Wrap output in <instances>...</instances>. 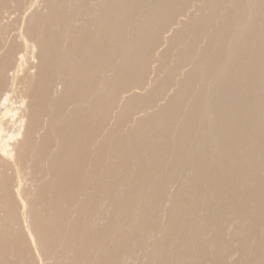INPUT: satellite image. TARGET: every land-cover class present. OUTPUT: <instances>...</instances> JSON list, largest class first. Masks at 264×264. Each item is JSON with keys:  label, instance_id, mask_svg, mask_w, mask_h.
I'll list each match as a JSON object with an SVG mask.
<instances>
[{"label": "bare ground", "instance_id": "6f19581e", "mask_svg": "<svg viewBox=\"0 0 264 264\" xmlns=\"http://www.w3.org/2000/svg\"><path fill=\"white\" fill-rule=\"evenodd\" d=\"M15 1L0 0V264H264V95H261L264 88V57L261 56L263 44L259 43L264 41V31L251 40L245 36V40L241 38V34L245 33L244 23L247 22L244 17V0H231L229 5L227 2V6L233 7L231 19L224 22L221 30L216 33L212 31L215 34L208 33L207 37L204 33L210 26L217 27L213 24L221 23L226 18H223L219 9H211L205 16L202 13L198 15L202 17L198 26L194 21L199 17L194 18L191 14L188 16L189 12H186L188 2L194 0H154L150 4L148 0H103L100 4L95 1L92 7V0H75L80 5L77 9L70 5L71 0L68 6L74 8H68L69 11L65 9L68 0H32L34 3L29 1L30 5L35 8L33 10L29 6L33 10L29 15V8L23 7L21 3L20 7L28 10L25 13L22 9L24 14H21L19 9L16 13L18 15H15V7L18 5ZM250 1L253 4L248 3L249 9L257 10L259 2ZM45 2L50 8L48 5L44 7ZM134 2L140 6H146L148 2L149 6L147 4L145 11L139 6L140 13L138 8L135 9L137 6L133 7ZM196 3H199L198 0ZM81 5L85 6L84 9H90L85 12V16L81 14L85 17L83 22L82 16L77 17L81 18L78 23L79 20L82 23L77 25V32L72 27L75 32L70 34L68 27L72 25L68 22L71 23L70 20L82 13V10L79 12ZM41 7L52 11L55 8L56 12L42 8L43 11ZM132 7L138 12L136 16L142 15L132 17ZM45 12L55 13L56 19L66 22L68 27L66 23L62 25L69 32L64 27L59 26L57 29V26L55 28V25H50L56 23L55 17L53 15L51 21ZM118 17L123 21H118ZM179 18L183 25L192 22L194 26L197 25L195 31L198 28L200 30L199 37L194 38L193 43L189 42L192 45L185 46L188 50L185 49L182 55V51L178 54L176 42H181V33L185 32L184 28L188 29L189 24L180 29V24L178 26V21H175ZM248 18L249 15L246 20ZM254 19L249 20L251 25ZM19 21L18 33L14 32V35L10 28L16 23L18 25ZM249 25L246 33L256 24L252 27ZM53 26L55 29L51 28ZM64 38L68 39L64 41L68 43L67 46H62ZM125 39L131 40L129 45L126 40L127 47L123 45ZM205 42H218L217 49H208ZM255 44H261V48L258 47L261 51L257 50L260 55L257 52L258 56L249 59L252 55H243L246 60L242 53L240 57L233 56L234 49L239 47L246 51ZM122 45L124 47L119 51ZM87 48L95 52L89 54ZM152 49L161 55L159 67L162 71H168L165 75L158 71L164 75L163 78L166 77L164 83L157 80L158 84H155L156 78L154 84L147 85L149 69L154 67L150 66L152 56L148 57ZM225 52L228 54L222 62L220 57H224L221 55ZM93 53H97L96 57ZM120 53L123 57L120 60L125 62L124 67L118 63L120 60L117 62ZM35 57L38 58L37 62ZM209 57L210 60L206 61ZM203 59L206 62L201 63ZM181 62H189V65L179 68ZM84 65L89 68H84ZM228 67H234L233 76ZM152 70L156 71V68ZM253 72L259 74V77L263 76L262 83H259V78L243 87L239 86V82ZM150 74L153 77L156 73L150 71ZM92 76L100 78V81L96 80L100 82L98 85L92 81ZM55 84L63 86L56 85L63 89H58L59 92L51 89ZM133 85L136 91L132 89L134 92H130ZM222 86L223 90L217 91V94L216 90ZM240 88L247 94L239 99L236 92ZM119 95H125L121 96V102L117 99ZM17 96L19 104L14 106L12 99ZM258 97L260 100H257ZM255 100L261 102L259 107L257 103L258 108L254 106ZM66 103L71 107L68 112L65 109ZM202 104L207 106L209 112L217 113V120L211 118L214 112L211 115L199 108L200 113H203L198 121L201 124L194 122L199 112L196 109ZM46 105L53 115L47 124L49 131L44 133L40 131L43 127L39 119L49 113ZM138 108L150 110L154 116L147 120L143 117L144 112L142 118L135 116L138 121L133 118L137 122L134 124L137 130L133 127L131 129L136 131L138 143L130 148L121 145L123 147L120 150L111 149L110 154L115 152L116 160L112 157V161L110 157V170L107 176L106 173L102 174L106 177L101 176L99 167L101 159L104 160L106 156H101L102 148L99 146H107L109 142L117 143L122 134H125L122 140L130 136L135 139L128 120H133L132 112ZM183 108L187 111L184 117ZM181 109L180 119L170 114ZM116 113V117L112 118ZM104 123H109L107 131L111 134L105 132L106 135L99 143V127ZM117 127L129 128L123 129L127 131L125 133H122V129L119 131L121 134L117 132L119 136L114 132L118 136L114 140L112 132ZM37 132L42 134L37 137ZM218 133L224 135V139L212 141L213 135ZM204 136H210L207 143L212 145V149L218 148L215 152L206 153L208 148L202 147L207 144ZM156 141L163 143L160 149ZM155 142L158 152L151 145ZM116 145L115 148H119ZM251 145L255 148L247 149ZM171 147L181 153L189 151L196 155L191 160L178 161L177 152L174 149L172 151ZM154 152V156L161 158L165 155L166 158L156 161L148 159V155ZM205 153L208 157L204 163ZM133 156L140 162L135 165L139 164L143 169L149 166L151 169H146L148 172L145 170L147 174L142 173L140 167L137 172L132 170L131 173H136L133 175L136 181L128 173L132 181L121 184L125 180L122 179L121 183L117 180V185L116 174L124 175L131 171L134 159L131 165L129 163ZM86 164L89 166L87 169ZM201 168L209 171L207 178L202 179V184L199 182L207 197H197L194 193L187 200L183 198L180 201V196H177L173 188L175 181L169 186V179L173 180L172 175L177 180L178 176H188L186 180H183L184 176L181 177L182 180L178 182V189L182 190L181 193L178 191V195L180 193L183 196V191L188 189ZM210 169L213 171L211 174ZM239 180L245 181V185H237L233 190L232 184L236 185ZM152 184L156 187L154 191ZM123 185L126 194L116 197L115 194H119ZM196 189L198 191L199 188ZM151 198L154 200L151 201ZM210 201H218L215 203L217 209L212 207L216 209L215 215L210 209L213 217L212 213L210 216ZM150 202L154 203L152 208ZM119 203L122 211H119ZM116 205L121 212L119 214ZM173 206L177 207L174 212L168 213L170 215L166 213V222L161 220L162 211L167 207L174 209ZM207 213L209 219L204 218ZM143 215L148 218L146 222L142 220ZM139 217L142 219L138 221ZM201 226H204V231L205 226L207 229L209 227L208 232H201ZM189 231H192V236L188 235V238L186 234ZM169 249H180L183 255L179 252L178 257L176 252L171 257L170 254L175 251L169 253Z\"/></svg>", "mask_w": 264, "mask_h": 264}, {"label": "rangeland", "instance_id": "374dc122", "mask_svg": "<svg viewBox=\"0 0 264 264\" xmlns=\"http://www.w3.org/2000/svg\"><path fill=\"white\" fill-rule=\"evenodd\" d=\"M19 1H20V2H18V0H17V2L15 1V4L17 3V4L19 5V6L16 5L17 7H15V9H16V8L18 9V10L16 9V12L14 13L15 15H18V14H16V13H18L19 9L21 10V11H19V12H21V14H24L23 11H25V13H26V12H27L26 10H28V9H27V8H25V9L23 8V7H26V6L29 8V11H30V12H27V13H28L27 15H29V14L34 10L35 7L32 8L30 4H31V3L33 4V3H34L33 1H36V0H33V1H32V0H19ZM23 1H24V2H23ZM29 1H30L31 3H30ZM39 1H40V0H39ZM45 1L47 2V0H45ZM49 1H50V0H49ZM53 1H54V0H53ZM53 1H51V2H52V5H54V2H53ZM66 1H67V0H66ZM66 1H64V2H66ZM68 1H69V2L65 3V4H66V8H65V9H67L68 11H69V9H71L72 6H74L75 9H77V8L80 6V5H78L79 3L76 4V2H74L75 0H73V1L68 0ZM70 1H71V3L74 2L73 4H76V6L73 5V4H71ZM81 1H85V0H81ZM81 1H79V2L81 3ZM95 1H97L96 3H99V4H100L101 2H103V0H92V4H90V7H92V5L94 6L93 3H94ZM98 1H99V2H98ZM148 1H151V2H149V4H150V3H153L152 1H154V0H148ZM206 1H207V0H205V1H204V0H198L199 3H196L197 0H196V1L194 0L195 3H194L193 1H190V3L188 2L189 6L187 5V10H186V12H187V13L189 12L188 16L191 14L192 17L195 18V17H197L198 15H199V16H201V15H202V16H203V15L205 16L206 14H208L209 12H211V9H212V10H214V9H216V10L219 9V11L221 12V14H223V16H224L223 18H226V19H224V20L222 19L223 22L221 21V23L218 22L217 24L214 23L215 25L213 24V26H217V27H214V28H213L212 26H210V28L208 29V31H206V33H204V35H206V37H207V36L209 35L208 33H210V34H215L216 32H218V30H221L222 27L225 25L224 22H225L226 20H228V19H231L230 17L233 15V10H232L233 7L230 8L229 6H227V4L229 5L230 3H232L231 0H230V1H227V0H224V1H223V0H222V1H219V0H213V2H212V0H208V1H207V3L209 2L208 4L206 3ZM214 1H215V2H214ZM232 1H233V0H232ZM253 1H254V0H253ZM260 1H261V2H260ZM40 2H41V1H40ZM40 2H39V3H40ZM46 2H45V4H44V7H47V5H48V3L46 4ZM203 2H204V5H205V6H203ZM227 2H228V3H227ZM229 2H230V3H229ZM250 2L253 4V2L250 1V0H246V1L244 0V8H246V12H245V9H244V14L246 13L244 17L247 18V16L249 15V18H248L247 20H246V18H245V21H247L246 23H244V24H246V26H245L246 28H245V30H244L245 33H243L244 35L241 34V36H242L241 38H244V40H245L246 38H247V40H248V39L251 40L252 38L255 37V35L258 36L259 34H261V32L264 31V0H258V1L256 0L255 2H257V3L259 2L258 5H257V3L254 2V4H256V5L258 6V8L255 6L257 10H255V9H251V8L249 9V4L252 5ZM20 3H21L22 6H23L22 8L20 7V6H21ZM27 3H28V4H27ZM49 3H50V2H49ZM68 3H70V5H72V6H70V5L68 6ZM82 3H83V2H82ZM136 3H137V2H136ZM136 3L134 2L133 7L137 6V7H135V9L138 8L137 11L140 10V7H141V10H142V11H145V10L147 9V7L149 6L148 2H147L148 6H147V4H146V6H144L145 4L140 6L139 4L137 5ZM200 3H201V4H200ZM205 3H206L207 5H206ZM210 3H212L213 5L210 4ZM221 3H223V5H222ZM226 3H227V4H226ZM248 3H249V4H248ZM24 4H25V6H24ZM63 4H64V3H63ZM65 4H64V5H65ZM135 4H136V5H135ZM194 4H195V5H194ZM197 4H198V5H197ZM220 4H221V5H220ZM224 4H225V5H224ZM45 5H46V6H45ZM95 5H96V4H95ZM193 5H194V6H193ZM200 5H201V6H200ZM29 6H30L33 10H31ZM48 6H49V5H48ZM77 6H78V7H77ZM81 6H82V7L79 8V12H80V10H82V11H81L82 13H79V15L76 16V18L72 19L73 21L70 20L71 23L68 22V24H69V25H72V26H69L66 22H63V21L61 22V21H60L61 19H56V16L54 15L55 13H54V14H53V13H49V12H48V13L45 12V13H46L49 17H51V18H50L51 21H53V18L55 17L54 20L56 21V23L54 24V22H53V24L50 23V25H55V28H56V26H57V29H58L59 26H60L61 28H63V27L65 26V25H62V23H63V24L66 23L67 27L69 26L68 29L70 28V29H69L70 32L68 31L67 27H66V28L64 27V28H65V31L67 30V31L71 34L72 32H75V31L77 32V30H78V29H77V28H78L77 25H79V23L81 22V21L79 20V23H78V19H81V18H82V22H83V19L85 18L84 16L86 15L85 12H87V10L90 9L89 6H88V7H89L88 9H87V7L85 8L86 10L84 9L85 6H83V5H81ZM139 6H140V7H139ZM142 6H144V10H143ZM212 6H213V7H212ZM231 6H233V5L231 4ZM54 7H55V6H54ZM74 7H72V9H73ZM133 7H132V8H133ZM193 7H194V8H193ZM197 7H198V8H197ZM210 7H212V8H210ZM216 7H217V8H216ZM259 7H260V8H259ZM42 8H43V7H41V9H42ZM49 8H50V6H49ZM55 8H56V9H55ZM55 8H54V9L58 12L57 7H55ZM68 8H69V9H68ZM82 8H83V9H82ZM145 8H146V9H145ZM222 8H223V9H222ZM261 8H262V9H261ZM22 9H23V11H22ZM43 9H44V8H43ZM43 9H42V10H43ZM45 9L47 10L48 8H45ZM45 9H44V10H45ZM54 9H53V11H52V9H49V10H51L52 12H54V11H55ZM133 9H134V8H133ZM135 9H134V10L131 9V13H132V14L134 13V14L132 15V17L135 16V18H138V17H139L140 15H142V14H140L139 16H138V14H137V16H138V17H137L136 14H135L137 11H136ZM230 9H231V10H230ZM247 9H248V10H247ZM259 9H260V11H258ZM42 10H40L39 12H41ZM44 10H43V11H44ZM46 10H45V11H46ZM49 10H47V11H49ZM249 10H251V15H250V11H249ZM252 10H253V13H252ZM261 10H262V11H261ZM43 11L41 12L42 14L44 13ZM56 11H55V12H56ZM83 11H84V12H83ZM88 11H89V10H88ZM219 11H218V13L220 14ZM234 11H235V9H234ZM254 11H255V12H254ZM72 12H74V11L71 10L70 13L73 14ZM139 12H140V11H139ZM204 12H205V14H204ZM206 12H207V13H206ZM247 12H248L249 14H248ZM256 12H257V14H256ZM137 13H138V12H137ZM140 13H142V12H140ZM143 13H144V12H143ZM201 13H202V14H201ZM225 13H226V14H225ZM14 14H13V15H14ZM21 14L19 13V15H21ZM49 14H52V15L50 16ZM81 14H83L84 16H82ZM194 14H195V15H194ZM200 14H201V15H200ZM247 14H248V15H247ZM15 15H14V17H15ZM53 15H54V16H53ZM21 16H23V15H21ZM21 16H20V17H21ZM52 16H53V18H52ZM81 16H82V17H81ZM199 16H198V17H199ZM252 16H253V17H252ZM71 17H72V16H71ZM77 17H81V18H77ZM118 18H120V19H117L118 21H123V20L121 19V17H118ZM201 18H202V17H201ZM201 18L199 17V19L197 18L196 21H194L195 23L198 24V26H199V23H198V22H199V20H200ZM252 18H253V19L255 18L254 20H252V23H253L252 25H255V24H256V25L253 27L254 29H253V28L250 29L251 32H249V31H250V30H249V31H248L249 33H248V32L246 33V31H247L246 29H248V28H247V25H249V22H250V25H251V21H249V20L252 19ZM50 19H49V20H50ZM69 19H71V18H69ZM76 19H77V20H76ZM243 20H244V18H243L241 21H243ZM59 21L61 22L60 25H59V23H60ZM75 21H77V22H75ZM175 21H176V22L178 21V22H177V23H178V26H179V24H180V26H179L180 29H183V27H186V26L189 24L188 29H187V27L184 28L185 30L183 29V32L185 31L184 33H185L186 35H185L184 33H183V34L181 33V36H182V38H180V39H181V42H178V43L176 42V46H177V50H178V54L180 55V52L182 51V52H181V55H182L183 52H186V50H188V47H187V49H186L185 46H187V44L193 43L192 40H193L194 38L199 37L198 35H199V31H200V30H199V28L197 27L199 31H198V30L195 31L197 25L194 26V24H193L192 22H191V24L188 23V24H186V25H185V24L183 25L182 22H181V20H180V18H179L178 20L176 19ZM248 21H249V22H248ZM253 21H254V22H253ZM58 22H59V23H58ZM82 22H81V23H82ZM255 22H256V23H255ZM74 23H75V24H74ZM222 23H223V24H222ZM247 23H248V24H247ZM254 23H255V24H254ZM257 23H258V24H257ZM262 23H263V25H261ZM56 24H58V25H56ZM181 24H182V25H181ZM192 24H193V25H192ZM218 24H219V26H218ZM221 24H222V25H221ZM19 25H20V21H19L18 25H17V23L15 24L16 28H15V26H13L14 28H13V27L10 28L11 31H12V33H13L14 35H15L14 32L18 33L17 28L19 27ZM190 25H192V26H190ZM250 25H249V26H250ZM252 25H251L250 27H252ZM74 26H75V27H74ZM249 26H248V27H249ZM259 26H260V27H259ZM72 27H73V28H72ZM219 27H220V28H219ZM250 27H249V28H250ZM256 27H257V28H256ZM51 28H52V29H55L54 26L51 27ZM71 28H72V29H75V31H73ZM189 28H190L191 31L189 30ZM212 28H213V30H211ZM14 29H15V30H14ZM76 29H77V30H76ZM186 29H187V30H186ZM259 29H260V30H259ZM13 30H14V31H13ZM63 30H64V29H63ZM210 30H211V32H209ZM215 30H217V31H215ZM254 30H255L256 32H255ZM257 30H259V32H258ZM11 31H10V32H11ZM187 31H188V32H187ZM212 31L215 32V33H212ZM252 32H253V33H252ZM254 32H255V33H254ZM84 33H85V32H84ZM189 33H190V34H189ZM250 33H251V34H250ZM256 33H257V34H256ZM263 33H264V32H263ZM86 34L88 35V33H86ZM86 34H85L84 36H86V37L90 36V35L87 36ZM99 34H100L101 37H103V36H102V35H103L102 32H100ZM245 34H246V35H245ZM179 35H180V34H179ZM187 35H188V36H187ZM244 36H245L246 38H245ZM86 37H84V38H86ZM98 37H99V35H98ZM206 37L204 36V38H206ZM126 38H128V40L130 39L128 36H127ZM185 38H187V39H186V40H188L187 42H186ZM67 40H68V39L65 40V38H64L63 43H62V41H61L62 46H65L66 44L68 45L67 42H64V41H67ZM126 40H127V39L124 40L125 43L123 42V45H124V46L126 45V47H127V46L130 44L131 40H130V41L127 40L128 45H127ZM182 40H184V41H182ZM239 40H240V39H239ZM177 41H180V40L178 39ZM242 41H243V39H242ZM183 42H184V43H183ZM189 42H190V43H189ZM238 42H240V41H238ZM259 43L263 44V45H261V44H260V45L262 46V50L264 51V41H261V42H259ZM164 44L166 45V41L164 42ZM167 44L169 45V43H167ZM179 44H180V45H179ZM183 44H184V45H183ZM185 44H186V45H185ZM204 44L206 45V47H207L208 49H217V45H216V44H218V42H217L216 44H215V42H214V43H208V42H205ZM67 45H66V46H67ZM123 45L121 46V47H122L121 49H120V47H119V48L116 47V48H117V49H120L119 51H121V50L123 49V47H124ZM168 45H167V46H168ZM190 45H192V44H190ZM208 45H209V47H208ZM255 45H256L257 47H256ZM255 45L252 46L253 49H252V47H251L250 49H248V50H246V51H244V49H242V48L240 49V48L238 47L239 49L237 48V49H234V50H233V56H235V55L237 56V55H238V57H240V53H242L241 55H242L243 59L245 58V60H246L247 55H248V56H249V55H252V56L248 57V59H249V58H253V57H255V56H258V55H257L258 53H259V55L261 54L260 52H258L259 50L261 51V49H260L261 46L258 45V44H255ZM259 46H260V48H258ZM255 47H256V49H255ZM178 48H180V49H178ZM164 49H165V48H164ZM164 49H162V50L165 51V52H169V51L164 50ZM169 49H170V48H169ZM181 49H182V50H181ZM185 49H186V50H185ZM208 49H207V50H208ZM254 49H255V51H254ZM87 50H89V49L87 48ZM152 50H153V49H152ZM155 50H156V49H155ZM226 50H227V49H226ZM242 50H243L244 52H243ZM257 50H258V51H257ZM91 51L95 52L94 50H89V54H91ZM116 51H117V54H119V51H118V50H116ZM179 51H180V52H179ZM248 51H249V52H248ZM263 51H262L263 54L261 55L262 57H264V52H263ZM255 52H256V53H255ZM257 52H258V53H257ZM150 53H152V54H151V55H148V57H149V56H152V60H153V61H152L151 59L149 60L150 63H151V61H152V64H151L150 66L154 65V67H153V68L150 67L151 69H149V73H148V77H147V81H148V82L146 81V84H147V85H148V83L154 84V82H156L155 84H158V81H157V80H159V82H163V81L165 82V81H166V77L163 78V76L165 75V73H166L168 70H167V71L164 70V71H165V72H164V71H162L163 69H162L161 67H159V65H160L159 63H160V61H161V60H160V59H161V55L158 54V51H157V50H156V51L153 50V52L151 51ZM154 53H156V54L159 55V59H158V61L160 60L159 62L156 61V60H157L156 57H157L158 55H156V54H154ZM159 53H160V52H159ZM253 53H255L256 55H255V54L253 55ZM95 54H97V53H93V55L96 57ZM121 54H122V53H120V55L117 57V59H118L117 62H118L120 59L123 58V57L121 56ZM226 54H228V52H227V53L225 52L224 54L221 55V56H224V57H220V59H222V62L224 61V59H225V57H226ZM93 55H92V56H93ZM243 55L246 56V57H244ZM94 56H93V57H94ZM95 57H94V58H95ZM120 57H121V58H120ZM259 57H260V56H259ZM150 58H151V57H150ZM154 58H155V60H154ZM157 58H158V57H157ZM210 58H211V57L206 58V59L204 58V59H205L206 61H209ZM223 58H224V59H223ZM260 58H261V57H260ZM34 59H36V62H37V59H38V58L35 57ZM204 59L201 60V61H202L201 63L206 62ZM250 60H251V59H250ZM155 61H156V63H155ZM232 61H233V59H232ZM118 63H119V64H121V63L123 64V63H125V62H124V61L122 62V61L120 60V62H118ZM153 63H155V64H153ZM157 63H158V64H157ZM181 63H182V62H181ZM181 63L178 64L179 68H180V67H181V68H184V67H187V66L189 65V62L186 63V64H185V63H182L183 65H182ZM92 64H93V63H92ZM122 64H121V65H122ZM184 64H185L186 66H185ZM93 65L95 66V64H93ZM155 65H156L159 69H157V67H155ZM181 65H182V66H181ZM94 66H93V67H94ZM122 66L124 67V64H123ZM87 67L89 68V66H87ZM84 68H86L85 65H84ZM88 68H86V69H88ZM154 68H156V71L152 70V69H154ZM233 68H234V67H230V68L228 67V71H229V72H232L231 74L229 73L231 76H233L234 73H235ZM220 69H221V68H220ZM222 69H223V68H222ZM230 69H231V70H230ZM159 70H160V72L162 71L161 73H164V75H161V73L158 72ZM223 70H225L224 72H228V71H226L227 69H225V68H224ZM223 70H222V71H223ZM150 71H151L152 74H153L154 72H155L156 74H154V76L152 75L153 77H150V76H151ZM158 73H159L160 75H159ZM149 74H150V75H149ZM229 74H228V75H229ZM155 75H158V77H157V76L155 77ZM230 75H229V76H230ZM251 75H252V76H251ZM255 76H256V77H255ZM92 77H93V78H92ZM92 77H91V79H92V81H94V83H95L96 80L100 81V78H97V77H94V76H92ZM253 77H254V79H253ZM262 77H263V76H261V75H260V77H259V74L253 72L252 74L249 75V77L247 76L245 79H243V80H242L243 82L240 81L241 84H240V82H239V86L242 85V87H243V85L245 86V85L249 84V83L252 82V81H255V80L257 81V79H259V78L261 79V80L259 79L261 82L258 80L259 83H262V81H263V80H262V79H263ZM148 78H150V79H148ZM156 78H158V79H156ZM93 79H94V80H93ZM154 79H156V80L154 81ZM161 79H162V80H161ZM209 79H210V78H209ZM209 79H208V81H209ZM151 80H152V81H151ZM160 80H161V81H160ZM98 81H96L95 84L98 85V84L100 83V82L98 83ZM153 81H154V82H153ZM164 82H163V83H164ZM209 82H210V81H209ZM209 82H208V83H209ZM146 84H145V85H146ZM56 85H59V84H55L54 86H56ZM54 86H53V87H54ZM59 86H61V85H59ZM53 87H52L51 89H53V90L55 89V91H58V89L61 91V90L63 89V88H61V87H63V86H61L60 88H59L58 86H56V87H54V88H53ZM131 87H132V88H131ZM131 87H130V92L133 91V90L136 91V89H134V88H135V85H133V86H131ZM56 88H57V89H56ZM222 88H223V86L220 87L218 90H216V92H217V91L219 92L220 90H223ZM132 89H133V90H132ZM206 89H207V88H206ZM207 90H208V89H207ZM239 90H240V91H239ZM239 90H237V92H236V94H238L239 96L236 95V97H239V99H240V98H243V97H240V96H244V97H245V94H247V93H246L242 88H240ZM186 91H187V89H186ZM262 91H264V88H263ZM262 91H261V95H264ZM58 92H59V91H58ZM130 92H128V93H130ZM133 92H134V91H133ZM218 92H217V94H218ZM238 92H239V93H238ZM242 92H243V93H242ZM128 93H127V94H128ZM241 94H242V95H241ZM17 95H18V94H17ZM121 96L124 97L125 95H119V96H118L117 99L119 100V102H121V100L123 99ZM258 96H259V95H258ZM14 99H15V100H14ZM18 99H19L18 96H17V97H13V99H12V103H13L14 106L19 104L18 101H16V100H18ZM256 99H257V98H256ZM13 100H14L15 102H14ZM19 100H20V99H19ZM192 100H193V99H191V101H192ZM257 100H260L259 97H258ZM257 100L254 101V106H255V107H257V105H258L257 103H258V102H259L258 107L260 106V103H261L260 101H257ZM162 102H163V101H162ZM67 103L69 104V102H67ZM67 103H66L65 109H66V111L68 112V110H69L71 107H70ZM73 103H74V102H73ZM165 103H167V102H165ZM165 103H161V105H164ZM255 103H256V105H255ZM190 104H191V103L189 102L188 105H190ZM70 105H71V104H70ZM258 107H257V108H258ZM49 108H50V107H49V106L47 107V105H46L47 112L49 111V113H50L51 110H50ZM185 108H186V107H185ZM185 108H183V110H184L183 112H182V109H181V111H180V110H179V111H175L174 113L177 112L176 114H174L173 112L170 113V114L172 115L173 118H175V119H176V118L180 119V116L182 115V113H183L182 117H184L185 112L187 113V111H185V110H186ZM199 108H200V110L204 109V110H202V111L204 112V111L207 109V106H205V104H204V105L202 104V106L200 105V107H197L196 112L199 111ZM48 109H49V110H48ZM142 110H143V111H142ZM197 110H198V111H197ZM140 111L142 112V115H139V114H141ZM146 111L149 113V115H148V113L146 114ZM146 111H145V109H141V110H140V108H138V110H136V112H135V110H134V112H132V113L134 114V115H132V119L135 118V116H136L137 118H142L141 116H143L144 112H145V114H144L145 116H143V117H144L145 119H147V120H149V118H152V117L154 116V115H153L154 112H150V110H149V111L146 110ZM151 111H153V110H151ZM202 111H201V113H200V111L198 112V117H197L198 119L195 118V119L197 120V122H196L195 119H194V122L197 123V124H199V123L201 124V122L198 123V121H200L201 118H202V116H201V115L203 114ZM207 111H208V110H206V112H207ZM209 111H210V110H209ZM209 111H208V112H209ZM181 112H182V113H181ZM211 112L213 113L214 111H211ZM211 112H209V113L212 115ZM49 113H46L45 115L40 116L41 119H39V121L41 120L40 122H42V126H41V125H40V126L43 127V128H40L41 130H40V129H38V130H40V131H42V132H44V133H46V132L49 131V126H48L47 124L49 123V121H50L51 118H52V117H51V114H52V113H50V114H49ZM138 113H139V114H138ZM179 113L181 114L180 116H179ZM204 113H205V112H204ZM117 114H118V113L114 114L115 116L113 115L112 118H113V117H116ZM177 114H178V115H177ZM200 114H201V115H200ZM216 114H217V113L214 112L213 115L211 116V118H216V116H217V118H218V115H216ZM47 115H48V116H47ZM52 115H53V114H52ZM138 115H139L140 117H139ZM171 115H170V116H171ZM244 115H245V114H244ZM178 116H179V117H178ZM199 116H200V117H199ZM213 116H214V117H213ZM42 117H43V118H42ZM50 117H51V118H50ZM146 117H147V118H146ZM182 117H181V118H182ZM48 118H49V119H48ZM137 118H135V119H137ZM217 118H216V120H217ZM129 119H131V118L129 117ZM135 119H133V120H128V122H130V123H129V124H130V126H129L130 128H129V127H127V128H129L130 130H132V129L134 128V126L137 127L136 125H134V124H137V122L134 121ZM45 120H46V121H45ZM181 120H182V119H181ZM212 120H214V119H212ZM212 120H210V121L212 122ZM44 121H45V122H44ZM111 121H112V120L110 119L109 122H111ZM131 121H134V123L131 122ZM137 121H138V119H137ZM40 122H39V123H40ZM128 122L126 123L127 125H128ZM213 122H215V121H213ZM218 122H219V121H218ZM43 123L45 124V126H43V125H44ZM131 123H132L133 125H132ZM209 123H210V122H209ZM40 124H41V123H40ZM104 124L106 125V123H104ZM108 124H109V123H107V125H106L107 127H106L105 125H102L101 127H99V132H98L99 135H98V138H100L99 136H101V139H99V143L102 142V141H100V140H103V138H104V136L106 135V133H110V131H107L108 128H110V127H108V126H110V125H108ZM213 126H214V124H213ZM47 127H48V128H47ZM132 127H133V128H132ZM46 128H47V130H46ZM127 128L117 127L116 129H120V130L117 131V130L115 129L116 131L113 130L112 133L115 132L116 134H118L119 131L121 132L123 129L125 130V129H127ZM131 128H132V129H131ZM105 129H106V131H105ZM121 129H122V130H121ZM134 129L137 130V128H134ZM124 130L122 131V133L127 132V131L124 132ZM135 130H134V131H135ZM45 131H46V132H45ZM132 131H133V130H132ZM134 131H133V132H134ZM38 132H39V131H38ZM38 132L36 133L37 137H38L39 135L42 134V132H40L41 134H40V133L38 134ZM105 132H106V133H105ZM117 132H118V133H117ZM135 132H136V131H135ZM135 132H134V135H133V136L136 135ZM115 133L113 134L114 138H115V136H117V135H115ZM131 133H132V132H131ZM110 134H111V133H110ZM119 134H121V133H119ZM119 134H118V136H119ZM216 134H217V133H216ZM36 135H35V137H36ZM214 135H215V134H214ZM214 135H213V139H212V141H214V140L219 141V140L224 139V137H223L224 135H221V134H219V133H218V135H215V136H214ZM113 136H112V138H113ZM118 136H117V137H118ZM122 136H125V134H122V135H121V138H119L120 136L118 137V139H119L118 141H119L120 143H119L118 141H117V143L115 142L117 145H119V148H115V145H116V144H115V143H112V142H109V143H110L111 145H114V144H115L114 147H112V146L109 147V146H108V145H110L109 143H108V144L106 143L107 146H104L103 144H101V145H103V147H102V146H99L100 148H102L101 156H103L104 158H105V156H106V158H108V160H107L106 158H105L104 160H107V161L109 162V163H108L107 161H105V162H106V163H105V162H103L104 160L101 159V162H102V164L100 163V167H101V168L99 167V170L101 169L100 171L102 172V173H101V172L99 171V173H100L101 176H103V175H102L103 173H106V176H107V171L110 170V165H109V164H111V163H110V157H111V159H112V157H114V158L116 157V155H114V154H115L114 151H115L116 149L120 150L121 147H123V146H124L123 148H126L127 145H128L129 148H130V147H134V146H135L134 144H137V143H138V142H137L138 140H136V136H135V139H133V137L130 136V137L124 138L123 140H122ZM126 136H127V135H126ZM206 136H207V135H206ZM206 136H204V138H205ZM216 136H217V138H215ZM218 136H219V137H218ZM221 136H222V137H221ZM128 138H129V139H128ZM204 138H203V140H205ZM207 138H210V136H209V137H206V140H205L206 142L203 141V144L207 143ZM211 138H212V137H211ZM221 138H222V139H221ZM120 139L123 141V144H121L122 141H121ZM125 139H126V140H125ZM131 139H132V140H131ZM137 139H138V138H137ZM218 139H219V140H218ZM111 140L114 141V140H117V138H115L114 140H113V139H111ZM111 140H110V141H111ZM124 140H125V142H126L127 140H128V141L125 143ZM132 141H133V142H132ZM208 141H209V139H208ZM134 142H135V143H134ZM156 142H159V141H156ZM156 142H155V144H154V143L151 144L152 146L154 145V146H153L154 149H155ZM192 142H193V140H192ZM204 142H205V143H204ZM159 143H161V144H159ZM159 143H157L156 146H157V148L160 149V145L162 146L163 143H162V142H159ZM106 144H105V145H106ZM98 145H100V144H98ZM117 145H116V147H117ZM121 145H123V146H121ZM158 145H159V146H158ZM214 145H215V144H213V146H214ZM152 146H151V147H152ZM206 146H207V147H206ZM211 146H212V145H211ZM211 146H209V144L207 143V144L203 145L202 147H204L205 149L208 148V150H206V153H207V154H210V153H212L213 151L215 152V151L218 149V148H216V147H213V149H212ZM215 146H216V145H215ZM147 147H148V146H147ZM153 147H152V148H153ZM165 147H166V145H165ZM167 147H168V146H167ZM172 147H173V146H172ZM172 147H171V148H172ZM209 147H210V148H209ZM107 148H110V150L108 151ZM152 148H151V149H152ZM157 148H156L155 150H157ZM249 148H252V149H253V148H255V147L251 145L250 147L248 146L247 149H249ZM111 149H115V150L113 151L114 154H113V153L110 154V151H112ZM173 149H174V151L176 150L175 147L172 148V151H173ZM209 149H210V150L212 149V150L210 151ZM107 151H108V152H107ZM158 151H159V150H157L156 152H158ZM104 152H106L107 154L104 153ZM156 152H154V154L152 153V155H151V154L148 155L147 158H148V159H152V160H154V161H156L157 159L159 160V159L166 158L165 155L162 156L161 158H160L159 156H157V155L154 156V155L156 154ZM176 152H177V154H176L177 156H176V155H175V156L177 157L176 160H178V161H182V160H184V161H188L190 158L192 159V158L196 155L195 153H194V155H193V154H192L191 152H189V151H188V152L181 153L178 149L176 150ZM108 153H109V154H108ZM186 153H187V154H186ZM206 153H205V155L203 156V161H204V163H205V161H206V159H207V157H208V155H207ZM105 154H106V155H105ZM112 154H113V155H112ZM128 154H129V153H128ZM190 154H191L192 156H191ZM182 155H184V156H182ZM107 156H108V157H107ZM131 156H132V154H131ZM158 157H159V158H158ZM114 158H113V159H114ZM129 158L131 159L132 157H129ZM129 158H128V160H129ZM147 158H146V159H147ZM153 158H155V159H153ZM184 158H185V159H184ZM205 158H206V159H205ZM113 159H112V161H113ZM133 159H134V161H133ZM172 159H173V158H172ZM181 159H182V160H181ZM191 159H190V160H191ZM114 160H116V158H115ZM135 160H136L137 162H136ZM166 160H167V159H165L164 161H165V162L167 163V165H168L169 162H167ZM112 161H111V162H112ZM132 161H133L132 165L134 164L133 166H135V168H134L133 166H131V171L125 173L126 175H125V174L123 175L122 173H119V174L117 173V174H116V175H118V176H115L116 184H117V185H118L119 181H120V183H121L122 179H124L125 181H124V182L122 181L121 184H123V183H124V184H129V183L127 182L128 180H129V181H132V180L136 181V178L134 179V176H135L136 173L134 174V173H131V172H133L132 170H136V171H134V172H137L141 167L138 166V165L140 164V162L138 161V159H137L135 156H133V158L131 159L129 165H131V162H132ZM203 161H202V162H203ZM138 162H139V164H138V165H135V164H137ZM255 163H256V162H255ZM255 163H254V165H255ZM87 164H88V163H87ZM87 164H86V166H85V169H87V166H88ZM243 165H244V164H243ZM105 166H106V167H105ZM136 166H137L138 168H136ZM88 167H89V166H88ZM104 167H105V168H104ZM108 167H109V168H108ZM139 167H140V168H139ZM244 167H245V166H244ZM102 168H103V169H102ZM107 168H108V169H107ZM144 168H145V167H144ZM146 169L149 171V169H151V167L146 166L145 169L141 168L142 173L147 174V173L145 172ZM204 169H205V168H204ZM143 170H144V171H143ZM147 170H146V171H147ZM200 170H201V171H200ZM200 170H199V173L197 172V174L195 175V177H196V176H197V177L194 178V180L190 183L188 189H186L185 191H183V193H182L183 196H181V194H180V193L182 192V190L179 191V189H178V188H179V187H178V182H179V180H182L181 177H183L184 175H183V176H182V175H181V176H178V177H177L178 180H177V179L175 178V176H173V175L171 176V178H172L173 180L171 181V179H169V186H170V184H171L173 181H175V183H174L175 185H173V188H174L175 191H177V192H176L177 196H178V197L180 196V197H179V198H180V201H181V199H183V198H184L183 200H185V199L187 200V198H190V197H192L193 195H195L194 193H196L197 197H198V196H204V195H206V196H204V197H207V193H205V190L202 189L201 184H202V181L204 180V178H205V179L207 178L206 175H209V174H208L209 171H207V169H206V171H207V172H206V171H204L202 168H201ZM103 171H104V172H103ZM148 171H147V172H148ZM211 172H213V171H211V169H210V174H211ZM128 173H130L129 175H131V176L133 177V178H131L132 180H130V177H129ZM121 175H123V176H122V177H119V176H121ZM133 175H134V176H133ZM106 176L104 175L103 177H106ZM205 176H206V177H205ZM103 177H102V178H103ZM123 177H125V178H123ZM187 177H188V176H186V178H187ZM117 178H119V179H117ZM180 178H181V179H180ZM186 178H185V176H184V177H183V180H186ZM196 179H197V180H196ZM202 179H203V180H202ZM112 180H113V179H112ZM117 180H119V181H117ZM196 182H197V183H196ZM199 182H200L201 184H200ZM237 182H238V184H237ZM237 182L235 183L236 185L232 184V185L234 186V187H233V190H235L237 187H241V186H244V185H245V183H243V182H245V181H243V180H242V181L239 180V181H237ZM240 182H242V184H241ZM176 183H177V184H176ZM121 184H119V186H120ZM198 184L200 185V187H198ZM239 184H240V186H239ZM243 184H244V185H243ZM152 185H154L153 188H152L153 191H154V190H155V189H154L155 184H152ZM193 185H194V186H193ZM237 185H238V186H237ZM124 186H125V185L121 186V189H122L123 191H121V189H120V191L118 192L119 194H118V195H117V193L115 194L116 197H121V196H123V195L126 194V192H125V188H126V187H125L124 189L122 188V187H124ZM190 186H191V187H190ZM196 186H197V187H196ZM235 186H237V187H235ZM229 187H230V186H229ZM155 188H156V187H155ZM175 188L178 189V190H176ZM192 188H193V189H192ZM196 188H199L198 191H197ZM234 188H235V189H234ZM190 189H191V190H190ZM230 189H232V187L229 188V190H230ZM199 190H200V191H199ZM178 191L180 192L179 195H178ZM227 191H228V189H227ZM104 192H105V190H104ZM184 192H185V193H184ZM201 192H202V193L204 192V194L202 195ZM230 192H232V190H231ZM104 194H105V193H104ZM122 194H123V195H122ZM185 194H186V195H185ZM200 194H201V195H200ZM190 195H191V196H190ZM177 196H176V197H177ZM186 196H187V197H186ZM178 197H177V198H178ZM221 197H222V196H221ZM221 199H222V198H221ZM152 200H154V199L151 198V201H152ZM183 200H182V201H183ZM153 202H154V201H153ZM216 202L218 203V201H215V203H216ZM150 203H151V204H150ZM150 203H149V205H150V207L152 208L151 205L154 204V203H152V202H150ZM211 203H212V204H211ZM215 203H213V201H210V202H209V210L211 209V210L213 211V213L216 212V209H217V207L215 206ZM118 205H119V206H118ZM118 205H116V208H117V206L120 207L121 204L119 203ZM216 205H217V204H216ZM213 206H214V207H213ZM173 207H174V206H173ZM176 207H177V206H175L174 209H173V208H170V207H167V209H165V210H164V208H163L164 211H162V209H161L162 214H160L161 211H159V212H158V216L161 215V216H160L161 220L163 219V220L166 222L168 215H170L172 212H174ZM212 207H213V208H216V209H213ZM118 209H119V208H117V213H118L120 210L122 211V208H121V207H120L119 211H118ZM168 209H171V210H168ZM166 210H167V212H166ZM211 210H210V216H211V213H212ZM169 211H170V212H169ZM163 212H165L164 214H166V213H167V214L170 213V214H168V215L166 214L167 216H165V215L163 214ZM119 213H121V212H119ZM119 213H118V214H119ZM213 213H212V216H211V217H213V216L216 214V213H214V215H213ZM159 214H160V215H159ZM207 215H208V213L205 214L204 218H205V217H208V219H209V215H208V216H207ZM249 216H250V215H249ZM142 217H144V218L142 219V218L139 217V218H138V221H139V219H142L143 222H146L147 219H148L147 216H144V215H143ZM145 217H146V218H145ZM145 219H146V220H145ZM206 219H207V218H206ZM206 219H204V220H206ZM208 219H207V220H208ZM210 219H211V218H210ZM142 220H140V221L142 222ZM180 220H181V219H180ZM207 220H206V221H207ZM164 221H163L162 223H164ZM208 221H209V220H208ZM202 228H203V229H202ZM205 229H206L207 231H206V230L204 231V226H203V227L201 226V230H203V231H201V232H203V233L208 232L209 227H208V229H207V226H205ZM187 231H188V230H187ZM187 231H186V233H187ZM191 233H192V231H189V233L186 234V236L188 237V235H189V237H191V236H192ZM189 237H188V238H189ZM210 240H212V239H210ZM209 242H210V241H209ZM209 242H208V243H209ZM213 243H214V242H213ZM169 250H170V249H169ZM171 250H172V252H173L174 249H171ZM171 250L169 251V253H171ZM174 251H175V250H174ZM181 251H182V250L178 249L177 251L173 252V254L171 253L170 255H171V257H173L174 254L177 252V253H178L177 256L180 257L179 252H181ZM182 252H183V251H182ZM182 252H181V254H182ZM190 253H191V252H190ZM182 255H183V254H182ZM135 264H138V263L135 262Z\"/></svg>", "mask_w": 264, "mask_h": 264}]
</instances>
